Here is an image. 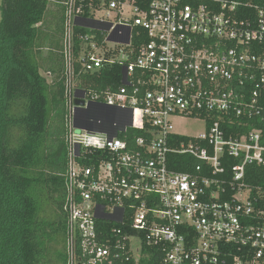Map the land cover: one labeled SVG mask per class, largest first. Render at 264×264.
Listing matches in <instances>:
<instances>
[{
  "label": "built area",
  "instance_id": "obj_1",
  "mask_svg": "<svg viewBox=\"0 0 264 264\" xmlns=\"http://www.w3.org/2000/svg\"><path fill=\"white\" fill-rule=\"evenodd\" d=\"M65 5L68 264H264V185L247 180L264 166V0ZM117 65L121 85L82 84Z\"/></svg>",
  "mask_w": 264,
  "mask_h": 264
},
{
  "label": "trees",
  "instance_id": "obj_2",
  "mask_svg": "<svg viewBox=\"0 0 264 264\" xmlns=\"http://www.w3.org/2000/svg\"><path fill=\"white\" fill-rule=\"evenodd\" d=\"M65 1L1 3L0 264H68L64 205L70 103L63 45ZM53 2L59 10H50ZM55 12L59 21L51 37L61 35L62 46L53 51L51 44L44 46L48 37L40 26ZM122 78L123 67L117 65L82 75L81 80L83 85L107 87L121 85ZM253 123L264 127L260 120ZM171 158L179 170H193L199 162L189 154ZM247 180L264 185V166L250 165ZM105 224L99 222L100 227Z\"/></svg>",
  "mask_w": 264,
  "mask_h": 264
},
{
  "label": "rangeland",
  "instance_id": "obj_3",
  "mask_svg": "<svg viewBox=\"0 0 264 264\" xmlns=\"http://www.w3.org/2000/svg\"><path fill=\"white\" fill-rule=\"evenodd\" d=\"M1 3L2 0H0V21L2 18V12H1ZM58 3L53 2L50 4L49 8L50 10H59L58 9ZM60 8V7H59ZM47 14V13H46ZM49 14V12H48ZM48 14L45 15L48 17ZM57 17V18H56ZM54 18V22H52V19ZM58 12L54 13V17L50 16L44 20V22L41 24L42 31H44L45 34H47L46 37H48L44 42V46L48 47L50 44L52 45L51 48L53 51L61 49V35H57L55 37H51L55 33H53V30L58 27ZM59 34V33H58ZM48 48V49H49ZM47 52V50H45ZM49 76V74H47ZM206 128V123L200 119L190 118V119H181L177 118L174 122V129L177 130L180 133L188 134V135H194L199 134L200 132H203ZM75 132L77 134L81 133L79 129H75ZM54 210V209H53Z\"/></svg>",
  "mask_w": 264,
  "mask_h": 264
},
{
  "label": "water",
  "instance_id": "obj_4",
  "mask_svg": "<svg viewBox=\"0 0 264 264\" xmlns=\"http://www.w3.org/2000/svg\"><path fill=\"white\" fill-rule=\"evenodd\" d=\"M76 103L77 105H83V101H80V100L76 101Z\"/></svg>",
  "mask_w": 264,
  "mask_h": 264
},
{
  "label": "crops",
  "instance_id": "obj_5",
  "mask_svg": "<svg viewBox=\"0 0 264 264\" xmlns=\"http://www.w3.org/2000/svg\"><path fill=\"white\" fill-rule=\"evenodd\" d=\"M87 30V29H86ZM186 119V118H185ZM183 134V133H182ZM184 135H188V134H184ZM194 135H196V134H194Z\"/></svg>",
  "mask_w": 264,
  "mask_h": 264
}]
</instances>
